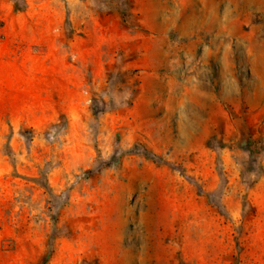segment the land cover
I'll list each match as a JSON object with an SVG mask.
<instances>
[{"label":"rangeland","instance_id":"1","mask_svg":"<svg viewBox=\"0 0 264 264\" xmlns=\"http://www.w3.org/2000/svg\"><path fill=\"white\" fill-rule=\"evenodd\" d=\"M160 2L0 0V37L23 47L32 36L38 66L35 85L8 80L0 91V264H129L165 176L182 190L178 264H264V87L250 65L264 23L252 13L231 26L227 57L202 36L220 52L206 58L201 90L224 101L228 119L218 115L213 135L175 136L205 122L164 120L139 100L180 92L165 58L148 67L144 54ZM230 3L233 14L264 6Z\"/></svg>","mask_w":264,"mask_h":264},{"label":"crops","instance_id":"2","mask_svg":"<svg viewBox=\"0 0 264 264\" xmlns=\"http://www.w3.org/2000/svg\"><path fill=\"white\" fill-rule=\"evenodd\" d=\"M188 6L195 10L188 15L179 11ZM231 7L236 6L231 4L230 0H193L192 2L164 0L159 3L156 12H154V17L157 19L155 28L153 24L148 25L151 32L148 33V44L144 48L148 67L153 64L152 59L156 55L164 57L166 80L175 82L179 80L181 87L180 92H175L176 89L172 87H166L163 93L160 92L158 95H151L145 91L139 100L148 106L150 111L161 113L164 120L205 122L201 128L199 126L191 127L189 133L183 132L184 129L178 125L173 134L175 136L213 135V123L219 120L218 115L222 114L221 120L223 121L228 119L222 107L224 101L217 99L212 94L207 96V93L202 91V88L206 87L205 80L207 78V76H203L202 72L209 66L206 58L211 57V60L214 61L220 52L218 48L203 46L202 36H209L211 42L217 40L221 41L223 46L225 44L226 48L222 50V56L227 57L230 36H233L231 26L240 25L243 28V25L248 24L252 13L260 23H264V6H255L254 10H251L249 4L241 3L237 6L242 10L239 14H233ZM172 34L179 36L171 38ZM12 37V39L0 37V91L3 90L8 80L15 83L20 81V84L27 83L31 86L35 85L38 79L37 51L31 46L32 36H26L29 37V43L23 47L15 43V36ZM178 39H182L184 42L179 44L175 41ZM6 45L8 46L5 50ZM49 52L51 51L49 50ZM220 63L221 67L228 71V60H221ZM259 64L264 65V51L259 53L255 51L250 64L255 86L261 89L264 87V74L260 75L257 72ZM2 71L4 75H2ZM224 88H229V80ZM190 94L197 99H187L186 97ZM187 106H190L189 114ZM193 106L201 110L196 112V115L192 113ZM206 108L207 114L203 117ZM209 122H211L209 126L212 127L208 126ZM162 172L166 173L165 170ZM162 180L169 186L158 190L157 207L151 213L153 223L143 227L141 231L142 252L133 256L129 264H178L174 255V245L176 222L181 217L177 204L180 202L182 190L176 186L174 177L165 176Z\"/></svg>","mask_w":264,"mask_h":264}]
</instances>
